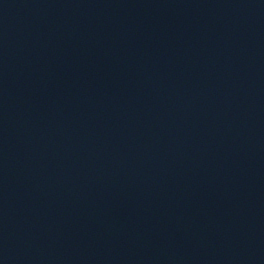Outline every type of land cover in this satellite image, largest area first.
<instances>
[{
  "label": "water",
  "instance_id": "1",
  "mask_svg": "<svg viewBox=\"0 0 264 264\" xmlns=\"http://www.w3.org/2000/svg\"><path fill=\"white\" fill-rule=\"evenodd\" d=\"M0 264H264V0H0Z\"/></svg>",
  "mask_w": 264,
  "mask_h": 264
}]
</instances>
